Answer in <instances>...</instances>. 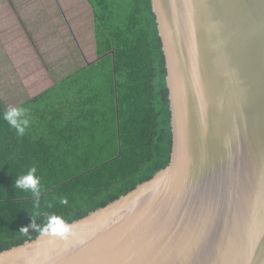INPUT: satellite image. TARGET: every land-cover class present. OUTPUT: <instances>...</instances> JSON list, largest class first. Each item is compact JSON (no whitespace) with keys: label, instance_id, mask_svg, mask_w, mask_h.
<instances>
[{"label":"water","instance_id":"95a60500","mask_svg":"<svg viewBox=\"0 0 264 264\" xmlns=\"http://www.w3.org/2000/svg\"><path fill=\"white\" fill-rule=\"evenodd\" d=\"M169 164L0 264H264V0H151Z\"/></svg>","mask_w":264,"mask_h":264},{"label":"trees","instance_id":"16d2710c","mask_svg":"<svg viewBox=\"0 0 264 264\" xmlns=\"http://www.w3.org/2000/svg\"><path fill=\"white\" fill-rule=\"evenodd\" d=\"M86 1L91 62L72 74L80 81L70 106L46 115L34 109L21 137L2 119L0 100V251L40 234L30 227L33 217L41 227L49 214L80 219L170 162L167 69L151 0ZM33 165L41 177L39 207L14 187Z\"/></svg>","mask_w":264,"mask_h":264},{"label":"crops","instance_id":"0c3cea01","mask_svg":"<svg viewBox=\"0 0 264 264\" xmlns=\"http://www.w3.org/2000/svg\"><path fill=\"white\" fill-rule=\"evenodd\" d=\"M83 11L91 15L86 0H0V100L5 111L23 106L46 115L50 107L70 106V94L80 81L72 74L91 62V27L86 31L78 18Z\"/></svg>","mask_w":264,"mask_h":264},{"label":"clouds","instance_id":"9594fccd","mask_svg":"<svg viewBox=\"0 0 264 264\" xmlns=\"http://www.w3.org/2000/svg\"><path fill=\"white\" fill-rule=\"evenodd\" d=\"M2 119L7 124L16 130L18 136H24L26 130L30 127L31 113L26 107L10 106L2 114ZM37 168L33 165L26 174L17 177L14 181V187L24 192H30L37 199L35 205L39 207V197L42 191L41 177L36 175ZM59 202L66 205L68 200L66 197H60ZM32 215V214H31ZM33 217V216H32ZM35 217L33 223L30 225L35 231H39L43 236H49L67 240L73 234V224L69 223L63 216L56 214L47 215L45 224L41 227L35 224ZM22 232H27L28 227L20 229Z\"/></svg>","mask_w":264,"mask_h":264},{"label":"rangeland","instance_id":"374dc122","mask_svg":"<svg viewBox=\"0 0 264 264\" xmlns=\"http://www.w3.org/2000/svg\"><path fill=\"white\" fill-rule=\"evenodd\" d=\"M78 14H79L78 18H80V20H81L80 23L82 24V23L85 22V28L84 29L87 31V29H89L90 23H91V15H90V13H88L87 11L86 12L83 11V12H80V13L78 12ZM78 53H80L79 50H78Z\"/></svg>","mask_w":264,"mask_h":264}]
</instances>
